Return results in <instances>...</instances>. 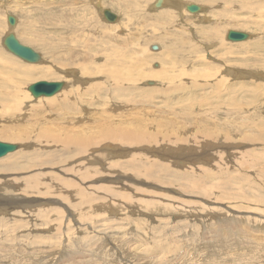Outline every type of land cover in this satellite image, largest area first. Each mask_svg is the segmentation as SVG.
<instances>
[{
  "label": "rangeland",
  "instance_id": "1",
  "mask_svg": "<svg viewBox=\"0 0 264 264\" xmlns=\"http://www.w3.org/2000/svg\"><path fill=\"white\" fill-rule=\"evenodd\" d=\"M154 1L0 0V140L20 145L0 167L31 168L0 188V264H264V2ZM41 80L65 86L34 98ZM45 118L64 138L40 139Z\"/></svg>",
  "mask_w": 264,
  "mask_h": 264
},
{
  "label": "bare ground",
  "instance_id": "2",
  "mask_svg": "<svg viewBox=\"0 0 264 264\" xmlns=\"http://www.w3.org/2000/svg\"><path fill=\"white\" fill-rule=\"evenodd\" d=\"M169 1V3L170 4H173V6L175 5V6H177V7H181V5H182V1L181 0H168ZM18 2V1H17ZM242 2H244V1H242ZM263 2H264V0H263ZM21 3V2H20ZM156 3H157V0H155L154 1V4H153V8H155L156 7ZM262 4V3H261ZM23 5V4H22ZM98 5V11H100V15L102 16V18H104V9H105V7H102V5L99 3V4H97ZM12 6V5H11ZM16 6V5H15ZM166 6V5H165ZM152 8V9H153ZM160 8V7H159ZM15 9H17V8H15ZM204 7H203V10L202 11H204ZM110 10V9H109ZM112 10V9H111ZM187 10V9H186ZM113 11V10H112ZM62 12V11H61ZM114 13V12H113ZM10 15V14H9ZM117 15V14H116ZM16 18V17H15ZM100 18V17H99ZM8 19V18H7ZM7 19H6V23H8L7 22ZM94 19V18H93ZM118 19V18H117ZM109 21V20H108ZM96 22V21H95ZM28 24V23H27ZM19 26V25H18ZM11 27H13V26H11ZM28 29L29 30H32V26H31V24L29 23L28 24ZM6 28H8V27H6ZM7 34V33H6ZM21 38V37H20ZM26 40H28V39H26ZM31 43H34V44H36L39 48H41V49H43L44 51H45V53H46V51L48 52V53H50L51 54V56H52V58L53 57H55V54H57V56H58V54L60 53V51L59 50H57L56 49V46H47V44L43 41V40H40V39H35V38H32L31 37ZM225 43H227V42H225ZM30 44V43H29ZM5 46V45H4ZM6 47V46H5ZM50 48L51 50L49 51L47 48ZM7 48V47H6ZM8 49V48H7ZM66 48L64 47L62 50H65ZM10 51V50H9ZM56 51H58V52H56ZM63 52V51H62ZM2 53H4V52H2ZM14 54V53H13ZM16 56H18V55H16ZM18 57H20V56H18ZM8 58H9V56H8ZM20 59H23V58H20ZM23 60H25V59H23ZM41 61H43V59H41ZM52 61L53 60H51V63H52ZM2 65V64H1ZM5 66V65H4ZM22 67H25V66H22ZM27 67V71H29V72H43V71H46L44 68H41V67H36V66H26ZM8 68H11V67H8ZM71 69V68H70ZM71 70H73V69H71ZM4 71V70H3ZM8 72H10L9 70H8ZM66 72V71H65ZM68 72H70V73H76V72H72V71H68ZM80 73V72H79ZM4 74V73H3ZM14 74V73H13ZM73 74V75H74ZM77 74V73H76ZM85 74H86V72H85ZM5 75H6V73H5ZM68 75V74H67ZM82 74H80V76H81ZM2 76H4V75H2ZM75 76V75H74ZM75 77H77V76H75ZM21 78V77H20ZM7 79V78H6ZM5 79V80H6ZM79 79H81V78H79ZM16 80V79H15ZM13 81V80H12ZM48 81V80H47ZM58 81H63V80H58ZM1 82V81H0ZM11 82V81H10ZM65 82V81H64ZM171 82V81H170ZM6 83H9V82H6ZM35 83V82H34ZM11 84V83H10ZM9 85V84H8ZM12 85V84H11ZM24 86V85H23ZM30 86V85H29ZM11 87H13V86H11ZM10 87V88H11ZM18 88V87H17ZM23 88V87H22ZM64 88V87H63ZM63 88L58 92V93H56L55 95H57V94H59L62 90H63ZM15 89H16V87H15ZM19 89V88H18ZM15 90V91H19V90ZM13 90V89H12ZM12 90H11V92H12ZM21 91V90H20ZM29 91V90H28ZM31 93V92H30ZM22 94V93H21ZM14 95H16V94H14ZM13 95V96H14ZM18 95H20V92H19V94ZM21 97V96H20ZM52 97V96H51ZM54 97V96H53ZM40 98V97H39ZM42 98V97H41ZM49 99V98H48ZM44 100V99H43ZM29 104V103H28ZM30 105V104H29ZM29 105H27L26 106V104H24V105H21V106H18V107H16L13 111H12V113H13V117H12V121H16L17 119V122H21V121H24L23 123H25V124H30L32 121L30 120V119H27V121L26 120H24V117H25V115H26V111H27V108L29 107ZM43 109H44V107H43ZM82 109V108H81ZM86 109V108H85ZM38 110V109H37ZM80 110V109H79ZM78 110V111H79ZM84 111V110H83ZM87 111V110H86ZM38 112H39V110H38ZM75 112H77V111H75ZM80 112H81V110H80ZM85 115V114H84ZM42 116V115H41ZM43 116H45V115H43ZM47 116H49V115H47ZM78 116V115H77ZM90 116V115H89ZM88 116V117H89ZM76 117V116H75ZM80 117H82V116H80ZM38 118H39V116H38ZM78 118V117H77ZM46 119V118H45ZM74 119V118H73ZM79 119V118H78ZM82 119V118H81ZM80 119V120H81ZM26 121V122H25ZM75 121V120H74ZM82 121V120H81ZM37 124H38V122H37ZM58 125H60V124H54V122L52 121L51 122V124H50V122H49V120H47L46 119V122L43 120V125H40V128H38V131H39V136H40V139L42 138L44 141H48V140H53V139H61V137L62 138H64L63 137V135L61 134V132H60V134L62 135V136H58V133H57V130H56V127L58 126ZM61 126V125H60ZM36 128H37V126H36ZM59 131V130H58ZM65 134V133H64ZM38 136V137H39ZM38 137H37V141H38ZM59 137V138H58ZM17 140H19V141H21V143L23 142H25L26 140L25 139H23V138H21V137H19ZM50 140V141H51ZM41 141V140H40ZM67 141H68V144H72V143H74V142H79L80 141V138H78V137H68L67 138ZM67 141L65 140V143L67 144ZM55 142H56V140H55ZM62 142V141H61ZM25 144H29L28 142H26ZM42 144V143H41ZM45 144V143H44ZM50 144V143H49ZM64 144V143H63ZM23 145V144H22ZM47 145V144H46ZM25 146V145H24ZM26 147V146H25ZM45 147V146H44ZM21 148H22V146H21ZM107 149V148H106ZM60 150V149H59ZM108 150V149H107ZM106 150V151H107ZM109 151V150H108ZM60 152V151H59ZM11 153V152H10ZM16 153H18V152H16ZM22 153V152H21ZM26 152H24V154H25ZM29 152H27V154H28ZM63 153V152H62ZM61 154V153H60ZM21 155V154H20ZM28 155H30V154H28ZM19 156V155H18ZM25 157H27V155H24ZM3 158V157H2ZM31 158H32V156H31ZM22 160H23V158H21ZM28 159V158H27ZM26 159V161L28 162V160ZM3 160V159H2ZM25 160V159H24ZM30 160H32V159H30ZM29 160V161H30ZM136 160V159H135ZM2 162V161H1ZM20 163H21V160L19 161ZM24 162V161H23ZM27 162H25V164L27 163ZM24 164V163H23ZM117 165H119L118 163H117ZM123 166V165H122ZM30 166H25V165H21V164H15V165H13V166H11V167H0V181H4L5 183L4 184H0V188L1 189H5L6 187H10L11 186V184H9L10 182H11V179L10 178H8L10 175V177H13L12 176V172L11 171H14V172H16L17 170L18 171H20V173L22 174V173H24V174H26V172H28V171H30V169L31 168H29ZM121 167V166H120ZM11 170V171H10ZM59 170V169H58ZM123 171V170H122ZM133 172V171H132ZM126 173V172H125ZM129 173V172H128ZM23 175V174H22ZM38 175V174H37ZM140 175V174H139ZM41 176V175H40ZM35 177V176H34ZM38 177V176H37ZM36 177V179L37 180H33V181H31L29 184H33L34 186H36L35 188H36V190L38 189L37 188V186L38 185H40L39 184V179L40 178H37ZM43 177V176H42ZM14 178V177H13ZM13 178H12V180H13ZM33 178V177H32ZM23 184V183H22ZM24 184H26V182L24 183ZM29 185H27V187H28ZM76 186V185H75ZM74 186V187H75ZM91 186V185H90ZM15 187V186H14ZM27 187H25V189L27 188ZM33 188V187H32ZM103 188V187H102ZM153 188V187H152ZM29 189V188H28ZM31 189V188H30ZM32 190V189H31ZM39 190V189H38ZM76 190V189H75ZM81 190V189H80ZM30 191V190H29ZM101 191H103V190H101ZM36 192V191H35ZM38 192V191H37ZM79 192V191H78ZM109 192V191H108ZM110 194V193H109ZM112 195V194H111ZM108 196V195H107ZM109 198V197H108ZM114 198V197H113ZM169 198V197H168ZM22 200V199H21ZM25 202V201H24ZM26 203H27V201H26ZM106 205V204H105ZM106 207H107V205H106ZM158 210V209H157ZM250 214V213H249ZM235 216V215H234ZM233 219V218H232ZM197 220V219H196ZM235 220V219H234ZM246 222H248V221H246ZM235 223V222H234ZM242 223V222H241ZM189 224V223H188ZM235 225V224H234ZM184 226V225H183ZM97 228V227H96ZM229 230V229H228ZM221 233V232H220ZM230 233V232H229ZM251 233V232H250ZM147 234V233H146ZM222 234V233H221ZM59 237V236H58ZM7 242V241H6ZM10 242V241H9ZM8 242V243H9ZM208 242V241H207ZM7 243V244H8ZM144 244V243H143ZM189 247V246H188ZM197 247V246H196ZM195 248V247H194ZM223 248V247H222ZM194 251V250H193ZM213 253V252H212ZM128 254V253H127ZM182 254V253H181ZM250 254V253H249ZM236 255V254H235ZM240 255V254H239ZM239 255H238V257H239ZM242 255V254H241ZM244 255V254H243ZM249 256V255H248ZM253 257L255 256V255H252ZM191 257V256H190ZM193 257V256H192ZM191 257V258H192ZM200 257V256H199ZM216 257H218V256H216ZM221 257V256H220ZM231 257H233V256H231ZM236 257V256H235ZM241 257V256H240ZM243 257V256H242ZM250 257V256H249ZM203 258V257H202ZM234 258V257H233ZM232 258V259H233ZM243 258H245V257H243ZM16 259V258H15ZM185 259V258H184ZM194 259V258H193ZM198 259V258H197ZM254 259V258H253ZM18 260V259H17ZM190 260V259H189ZM192 260V259H191ZM199 260V259H198ZM198 260H196V262L198 261ZM222 260V259H221ZM226 260H227V258H226ZM231 260V258L229 259V261ZM251 260V259H250ZM201 261V260H200ZM203 261H204V258H203ZM223 261V260H222ZM228 261V260H227ZM236 261H237V258H236ZM193 262V261H192ZM195 262V261H194ZM205 262V261H204ZM219 262V261H218ZM191 263V262H190ZM189 263V264H190ZM202 263V262H201ZM220 263V262H219ZM225 263V262H224ZM210 264H211V262H210ZM222 264V263H221Z\"/></svg>",
  "mask_w": 264,
  "mask_h": 264
},
{
  "label": "water",
  "instance_id": "3",
  "mask_svg": "<svg viewBox=\"0 0 264 264\" xmlns=\"http://www.w3.org/2000/svg\"><path fill=\"white\" fill-rule=\"evenodd\" d=\"M164 0H157L156 8L162 6ZM185 7L188 11L195 13L203 10V7L196 3H186ZM104 16L110 21H115L117 15L109 10H104ZM8 22L10 25L16 23V19L12 15H8ZM249 34L244 31L230 29L227 32V39L229 41H244L248 38ZM4 45L15 55L20 56L31 63H38L41 61L42 56L39 52L32 47L22 43L16 34L10 30V32L4 38ZM65 86L64 81H47L41 80L28 86V90L31 92L34 98L39 97H51L58 93ZM18 143L6 142L0 140V157L6 156L10 152H14L19 148Z\"/></svg>",
  "mask_w": 264,
  "mask_h": 264
}]
</instances>
